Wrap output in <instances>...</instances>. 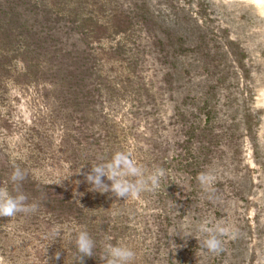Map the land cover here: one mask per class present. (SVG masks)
I'll return each instance as SVG.
<instances>
[{
	"label": "rangeland",
	"instance_id": "1",
	"mask_svg": "<svg viewBox=\"0 0 264 264\" xmlns=\"http://www.w3.org/2000/svg\"><path fill=\"white\" fill-rule=\"evenodd\" d=\"M9 5L41 60L32 75L19 59L0 72V163L21 160L23 186H54L84 211L66 220L23 189L39 207L0 217V264H76L82 226L95 241L83 264H103L109 240L135 264H264V0H0V12ZM116 151L146 174L163 168L159 187L126 200L92 190L84 173ZM204 223L226 230L223 253L200 248Z\"/></svg>",
	"mask_w": 264,
	"mask_h": 264
},
{
	"label": "clouds",
	"instance_id": "2",
	"mask_svg": "<svg viewBox=\"0 0 264 264\" xmlns=\"http://www.w3.org/2000/svg\"><path fill=\"white\" fill-rule=\"evenodd\" d=\"M84 175L87 182L93 186L92 190L101 193L110 191L117 198H125L126 200L129 197L140 196L149 186L152 188L159 187L165 176V170L156 168L151 173L146 174L144 168L132 158L130 152L116 151L110 160L92 164L90 171ZM105 177L111 182L110 184L105 183ZM198 178L205 184L211 180V177L205 173H201ZM26 179V170L15 165L10 176V180L15 186L13 192L5 187H0V217L12 218L21 213H34L38 210L39 205L29 203V197L23 191V182ZM200 232L205 234L203 239L198 240L201 249L215 254L225 251L223 240L227 234L225 229L209 227L207 223H204L200 227ZM52 235L54 240L57 239L59 231L54 229ZM94 248V239L87 231L86 226H82L75 236L76 254L74 261L76 264H83L84 257H92ZM60 255L61 253L57 251L54 254L55 259L58 260ZM101 259L103 264H135L136 253L126 244H113L109 240L105 247V254ZM45 264H48L47 259Z\"/></svg>",
	"mask_w": 264,
	"mask_h": 264
},
{
	"label": "trees",
	"instance_id": "3",
	"mask_svg": "<svg viewBox=\"0 0 264 264\" xmlns=\"http://www.w3.org/2000/svg\"><path fill=\"white\" fill-rule=\"evenodd\" d=\"M36 5L38 4L36 3ZM46 22L49 23V19H47ZM32 32L34 31H32L31 27L27 26L25 22L20 21L14 5H9L8 10L0 12V72H8V78H10L11 74L14 73V68H12V66L16 59H19V61L22 63V68L19 70L18 74L26 73V75H32L33 68L38 66V62L41 60L39 55H34L35 57H33V55H31L30 44L25 42ZM34 35L39 36L40 34L39 32L35 31ZM38 39L40 38L35 39L36 47L43 48L44 46L41 45V39ZM45 41H47V39ZM19 53H21L25 59L19 57ZM41 53H43V51H40V54ZM34 60L37 62H34ZM20 162L21 160H15L13 162H9L8 160V163L6 164L0 163V177L2 176L3 171L12 173L13 167L15 165L20 166ZM24 167L26 166L23 165L21 168L24 169ZM29 178L30 177L27 171V179L23 183L28 182ZM14 187L15 186L12 187L11 185V192H13ZM52 187L54 186L47 185L45 183L37 184L36 182H32L31 184H25L23 189L25 190L26 188L34 190L35 195L33 197H36V193L40 192L44 198H47V204L53 209L58 217H65L66 220H73L76 223H80L81 215L84 211L83 207L80 204H76L74 201H72V196L68 193L66 194L64 191L62 192L61 190H58L56 193L50 192L49 190Z\"/></svg>",
	"mask_w": 264,
	"mask_h": 264
}]
</instances>
